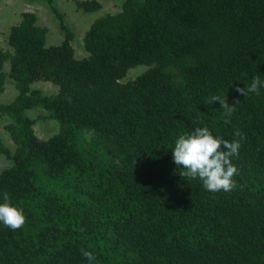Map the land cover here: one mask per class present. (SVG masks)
<instances>
[{"label": "trees", "instance_id": "obj_1", "mask_svg": "<svg viewBox=\"0 0 264 264\" xmlns=\"http://www.w3.org/2000/svg\"><path fill=\"white\" fill-rule=\"evenodd\" d=\"M25 1L47 5L64 39L47 46L27 12L0 47V93L8 78L18 91L0 102L14 144H0V193L25 215L20 229L0 226V264H86L82 250L95 264H264V89L236 91L264 79V0H122L92 22L81 59L55 0ZM36 108L58 123L47 139L26 115ZM202 125L240 141L229 192L172 160L177 134Z\"/></svg>", "mask_w": 264, "mask_h": 264}, {"label": "rangeland", "instance_id": "obj_2", "mask_svg": "<svg viewBox=\"0 0 264 264\" xmlns=\"http://www.w3.org/2000/svg\"><path fill=\"white\" fill-rule=\"evenodd\" d=\"M90 0H55L60 12L64 16L65 22L74 34L72 45L75 57L81 59L87 57L88 53L84 50L83 38L90 25L97 18L109 13L120 11L122 0H95L101 4L99 10L94 12H85L78 7L77 2ZM33 13L36 17V24L47 29L46 45L60 44L64 39V33L61 31L58 19L51 13L50 8L41 3H30L25 0H0V47L10 49L7 44V37L10 28L17 24L24 13ZM147 66L139 65L131 69L126 77L122 80L126 82L133 80L145 70ZM5 70H9L6 64ZM33 89H39L44 94H55L58 87L50 82H35ZM18 91L14 82L8 78L4 85V90L0 93V102L9 103L15 99ZM26 115L35 120L34 130L36 135L41 139H47L57 132L58 123L55 120L43 118L45 111L41 108L27 110ZM9 122L7 116L0 117V144L14 151V144L9 133L5 129V125ZM9 165V160L0 154V171Z\"/></svg>", "mask_w": 264, "mask_h": 264}, {"label": "clouds", "instance_id": "obj_3", "mask_svg": "<svg viewBox=\"0 0 264 264\" xmlns=\"http://www.w3.org/2000/svg\"><path fill=\"white\" fill-rule=\"evenodd\" d=\"M264 89V79L254 76L243 88H237L244 96L248 93L259 95ZM212 102L218 101L220 108L231 112L232 107L219 96H213ZM243 137H241L242 139ZM240 141H228L214 135L206 125L194 126L190 131L178 133L175 137L171 154L181 176L198 179L202 187L209 192H229L235 187L233 177L237 168L232 160L238 157ZM25 223L22 208L11 202L8 193H0V226L9 230L20 229ZM81 256L86 264H95L97 257L92 251L82 250Z\"/></svg>", "mask_w": 264, "mask_h": 264}]
</instances>
